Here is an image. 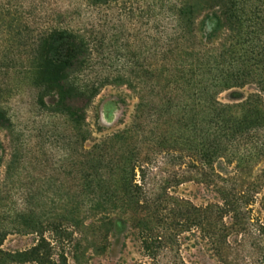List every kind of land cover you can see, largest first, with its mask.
I'll list each match as a JSON object with an SVG mask.
<instances>
[{"label":"trees","instance_id":"obj_1","mask_svg":"<svg viewBox=\"0 0 264 264\" xmlns=\"http://www.w3.org/2000/svg\"><path fill=\"white\" fill-rule=\"evenodd\" d=\"M85 2L103 13L113 0ZM44 4L25 0L24 14L3 8L0 36L9 47L0 72L12 78L11 92L24 79L41 80L50 97L44 108L72 122L82 140L86 111L106 85L134 83L139 104L129 127L93 140L74 159L72 188L15 192L9 162L0 178V246L10 235H35L36 243L1 250L0 263L69 264L71 257L85 264L84 231L103 250L97 244L116 217L156 264H196L182 254L185 236L218 264H264V0H143L140 17L155 30L140 54L151 50L153 61L108 75L110 22L89 14L75 25L76 10ZM250 85L257 91L242 100L219 99ZM11 125L0 104V128ZM159 159L171 166L160 175L153 173ZM186 182L213 197L196 205L174 194Z\"/></svg>","mask_w":264,"mask_h":264},{"label":"rangeland","instance_id":"obj_2","mask_svg":"<svg viewBox=\"0 0 264 264\" xmlns=\"http://www.w3.org/2000/svg\"><path fill=\"white\" fill-rule=\"evenodd\" d=\"M28 1L36 4L49 3V6H44L52 11L67 7L76 10L75 25H81L83 20L87 21L89 14L97 16L102 23L110 22L109 35H114V39L108 42L105 51L110 57L108 66L103 67L105 75L110 74L116 67L129 63H141L143 59H146V63L153 61L151 50L146 55L140 54L144 44H147L149 49L152 47L154 42L151 37L154 35L153 29L155 30L152 22L148 23L140 17L138 8L142 7L143 0H113L112 9L103 13H96L98 10L87 7L85 0ZM5 5L12 6V11L25 13V0H0V16ZM114 26H119L120 29L117 31ZM6 38V35L0 36L2 60L6 57L9 47ZM101 68L102 66H99L98 69ZM1 71L0 90L3 94L0 104L9 111L12 125L9 128H0V178L5 176L7 166L12 160L14 168L11 173L16 174L12 178L14 182L10 184L13 191L56 189L61 185L67 189L72 188L74 159L82 153V149L86 151L91 148L93 140L129 127L139 104V87L134 83L121 80L106 85L86 111L82 140L77 137L72 122L67 118L55 117L44 108L43 103L48 104L50 97L44 90V84H40L41 80L32 83L29 79H24L19 90L14 93L11 92L12 78L6 74L5 69ZM256 91V87L252 85L234 88L223 92L219 99L223 103L235 102ZM170 167L163 159H159L153 166V173L163 174ZM173 192L196 205H203L213 197L208 189L196 182H186L173 189ZM257 208L258 206L255 207ZM112 220V230L107 239L97 244L100 247L102 245L103 250L93 248L91 232L84 231L86 237L81 251L85 254V264H156V261L146 255L140 242L133 237L127 220L116 217H112ZM182 242V254L187 260L196 264H218L203 245H193L187 236ZM35 243V235H10L0 246V251H24ZM166 261L168 257H165L164 263ZM69 264H76L71 257Z\"/></svg>","mask_w":264,"mask_h":264}]
</instances>
